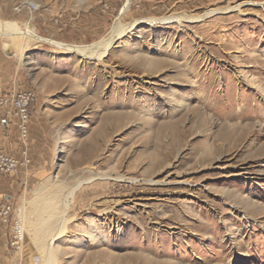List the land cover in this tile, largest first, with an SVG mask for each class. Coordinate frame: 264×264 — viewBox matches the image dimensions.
I'll list each match as a JSON object with an SVG mask.
<instances>
[{
    "label": "rangeland",
    "instance_id": "obj_1",
    "mask_svg": "<svg viewBox=\"0 0 264 264\" xmlns=\"http://www.w3.org/2000/svg\"><path fill=\"white\" fill-rule=\"evenodd\" d=\"M18 1L0 22L67 44L242 5L139 21L100 60L0 37L39 147L5 264H264V0Z\"/></svg>",
    "mask_w": 264,
    "mask_h": 264
},
{
    "label": "crops",
    "instance_id": "obj_2",
    "mask_svg": "<svg viewBox=\"0 0 264 264\" xmlns=\"http://www.w3.org/2000/svg\"><path fill=\"white\" fill-rule=\"evenodd\" d=\"M18 3H20L18 0H8V4H10L9 8L13 9L12 18L14 20L21 18L20 8H17ZM10 9H8V11L12 12ZM49 31H51V33H49ZM47 33L52 35V38H58L60 40L66 39L54 28L46 31V34ZM14 75L15 71L13 63L0 46V95H8L11 92L19 90L15 84ZM33 118V114L30 113L27 125V138L25 142H22L18 138L16 126L13 125L12 127L7 128L5 133L0 126V152L16 158L19 161H22L24 157L29 160L28 163L19 166L13 172L0 173V204L6 202L15 207L14 204L16 203L21 190L24 188V184L33 178L37 172L36 155L39 151V147L37 145L34 146L35 141L31 134L34 123ZM10 241V226L0 220V264H5L13 254L20 253L11 248Z\"/></svg>",
    "mask_w": 264,
    "mask_h": 264
},
{
    "label": "bare ground",
    "instance_id": "obj_3",
    "mask_svg": "<svg viewBox=\"0 0 264 264\" xmlns=\"http://www.w3.org/2000/svg\"><path fill=\"white\" fill-rule=\"evenodd\" d=\"M249 3H253V2L250 1ZM128 5H129V1H127L126 4L122 7V10L120 11L119 15H121L126 11ZM240 5H242V3L234 6H226L223 8L212 9L198 16L171 14L168 16H161L159 18L134 20L125 24L121 23L120 18L118 16L116 17L115 22L108 31V34L104 38H100L99 40L88 44H67L64 42H59L50 38L43 37L40 34H38L34 29H32L28 25V23H25L23 28H17L9 23L0 22V37L7 35L11 38L19 37L21 40L20 44L24 41L25 38L35 41H42V42L50 43L51 45H54L60 50L66 52L68 51L80 55L82 57H93L96 60H100L107 54L108 50L114 44V42L117 39L122 38L126 34H128L130 30H132L139 23V21L147 22L148 24H153L155 22H167L173 20L179 21L184 19L187 20L194 19L196 21V20H201L214 12L237 9L240 7ZM22 51H23V47L20 46L18 52H22ZM13 53L16 54L17 52H13ZM79 185L80 183L72 187L67 193L66 198H70L73 195L74 190H76L79 187ZM26 203H27L26 201L25 202L22 201L17 212L19 218L21 219L22 225H23V207Z\"/></svg>",
    "mask_w": 264,
    "mask_h": 264
},
{
    "label": "built area",
    "instance_id": "obj_4",
    "mask_svg": "<svg viewBox=\"0 0 264 264\" xmlns=\"http://www.w3.org/2000/svg\"><path fill=\"white\" fill-rule=\"evenodd\" d=\"M127 1H129L130 6L131 0H126L120 10ZM102 6V10L105 11L108 8V3L104 1ZM33 99L34 92L32 90H18L8 95H0V126L4 133L7 128L14 125L18 131V138L22 142H25L27 138V125L30 118L29 107ZM28 161V158L25 157L22 161H19L0 152V173L13 172L19 166L28 163ZM0 220L10 226L11 248L17 252H21L25 243V230L17 214V207H13L12 204L6 202L0 204Z\"/></svg>",
    "mask_w": 264,
    "mask_h": 264
},
{
    "label": "water",
    "instance_id": "obj_5",
    "mask_svg": "<svg viewBox=\"0 0 264 264\" xmlns=\"http://www.w3.org/2000/svg\"><path fill=\"white\" fill-rule=\"evenodd\" d=\"M3 51H4V53H5L6 55H8V56L13 55V49H11L10 47H7V46L5 47V46H4Z\"/></svg>",
    "mask_w": 264,
    "mask_h": 264
}]
</instances>
